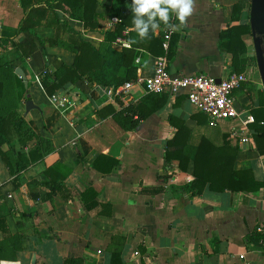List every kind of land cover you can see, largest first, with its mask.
<instances>
[{
  "label": "crops",
  "instance_id": "obj_1",
  "mask_svg": "<svg viewBox=\"0 0 264 264\" xmlns=\"http://www.w3.org/2000/svg\"><path fill=\"white\" fill-rule=\"evenodd\" d=\"M236 1L195 0L187 23L180 25L172 14L170 23L177 26L175 31L163 23L152 31L167 45L171 35H176L167 58L170 72H204L219 77L232 69L227 40L218 33L225 24L246 21V6L237 21L231 19ZM28 3L35 8L27 20L30 30L17 32ZM131 3L94 0L92 12L98 16L91 27L75 17V4L63 0H22V5L21 0H0V34L9 36L0 43V55L22 68L29 96L39 106L26 112L23 108L21 115L52 146L17 172V184L14 173L0 158V212L5 224L0 241L8 253L10 234L17 235L19 245L11 257L0 256V262L31 264L34 256L32 264H109L110 247L119 245L123 238L120 264H264V185L254 191L204 187L193 194L185 187L192 178V161L189 159L182 170L176 158L164 157L166 140L176 130L169 122V115H173L188 129L187 142L203 135L218 144L224 135L236 148L233 166L250 168L256 179L264 181V153L256 151L250 122H241L258 104L257 90L262 88L256 74H246L244 81L250 88L240 83L233 89L238 117L215 124H209L206 116L204 122H197L199 111L182 94H168L130 129L115 121L113 111L137 104L148 93L135 79L148 75L155 58L166 55L167 47L162 43V52L156 54L135 47V77L126 80L132 81L128 87L118 86V91L116 86L123 82L102 85L83 78L66 81L51 96L41 88L38 77L45 65L54 69V59L70 64L74 51L68 44L73 39L101 46L104 31L112 30L119 20L115 10ZM111 16L117 20L111 22ZM131 28L134 25L121 30L125 39ZM48 38L55 42H47ZM113 40L112 47H124ZM27 145L19 148L15 143V148L25 153ZM110 158L115 163L110 164ZM55 162L68 172L46 195L49 185L33 184L31 179L49 178L43 170ZM58 172L59 168L54 169L52 175ZM29 188L37 193L36 198L31 197ZM113 234L122 238L115 236L111 242ZM67 257L75 261L65 260Z\"/></svg>",
  "mask_w": 264,
  "mask_h": 264
},
{
  "label": "trees",
  "instance_id": "obj_2",
  "mask_svg": "<svg viewBox=\"0 0 264 264\" xmlns=\"http://www.w3.org/2000/svg\"><path fill=\"white\" fill-rule=\"evenodd\" d=\"M63 1L70 5L75 4L77 8V14L74 13L75 17L80 18L84 25L91 27L96 25L95 19L98 15L92 12L94 0H74L73 3L70 0ZM55 3L60 4L59 1ZM244 6H246L244 0H237L232 4V20H238L240 10ZM34 9L31 4H27V11L18 22L17 32L23 29L30 30L27 20ZM115 13L118 15L119 20L112 30L104 31L101 46L97 48L85 40L73 39V43L68 44L74 51V57L70 64H65L61 60L54 59L52 61L54 69L45 65L39 74L38 82L46 95H51L55 89L61 87L66 81H72L77 78H83L87 82L116 86L135 77V66L132 63L133 56L137 53L135 47H142L155 54L162 52V37L161 35L154 36L151 26L149 27L148 38L141 39L134 28H131L125 34L126 39L129 41V46H124L120 49L112 47L111 40L115 36L122 35L121 30L125 26H133L131 6L118 7ZM144 19L147 21V17ZM246 34H249L247 21L225 24L219 30V37L227 40L226 50L230 53L231 70L243 71L245 69L246 45L243 37ZM8 38L9 36L0 34V43ZM175 38L176 35L172 34L169 39L165 52L167 58L173 52L172 47ZM46 40L49 43L55 42L51 38ZM42 54L43 56L45 55L44 49H42ZM14 66H17L15 61L4 59L0 55V158L4 165L14 173V184H17V172L21 168H24L27 163H32L41 158L52 146L48 144L49 141L46 137L37 135L27 125L21 113L19 114L16 109L17 99L19 97L24 99V94L27 90L26 86H23L21 78L13 72ZM242 83L248 84L245 81H242ZM249 84L247 85V89L250 88ZM167 95L168 92L166 91H148L143 96V100H140L137 104H127L120 110L113 111L112 116L122 128L130 129L139 119L154 110L156 106L162 104ZM155 97L158 98L157 101ZM146 98L149 101H144ZM257 98L258 104L250 109L253 120L249 125L256 151L262 154L264 153V90H257ZM145 106L148 107L147 110L143 109ZM134 112L137 113L135 118L132 117ZM198 116L197 122L205 121V115L202 112H198ZM169 122L176 127V130L172 137L166 140L164 157L166 160L176 158L178 166L182 170L185 169L189 159L192 161V178L185 184V187L189 188L193 194H199L204 187L214 191L225 189L230 191H254L264 185L263 180L256 179L253 176L250 168H235L233 166L236 148L229 144L224 135H222V140L218 144L213 143L203 135H200L194 142H187L188 129L184 126L183 121L173 115H169ZM15 143H17L19 148L25 144H29L27 145V151L24 153L21 149L16 150ZM2 145L5 146L2 147ZM110 160V164L115 163L113 158H110ZM108 167L102 169L108 170ZM57 168H59V172L54 177L52 171ZM67 172V167H63L60 163L55 162L43 170V173L49 178L42 181L32 178L31 183L49 185V193H46V195H49L54 190V182L57 184V181H61ZM30 195L33 199L37 197V193L31 189ZM0 229L5 230L3 214L1 212ZM115 236L114 234L110 236L111 242ZM116 238L120 240L122 237L116 236ZM122 240L123 238L119 241V245L110 247L109 264H120L119 254L121 252L120 245ZM16 241L17 235L10 234L8 236V242L11 245L9 253L4 250V243L0 241V256L7 255L11 257V253L19 247ZM14 242L15 246H12ZM67 258L65 260H69L70 262L75 261L73 257Z\"/></svg>",
  "mask_w": 264,
  "mask_h": 264
},
{
  "label": "built area",
  "instance_id": "obj_3",
  "mask_svg": "<svg viewBox=\"0 0 264 264\" xmlns=\"http://www.w3.org/2000/svg\"><path fill=\"white\" fill-rule=\"evenodd\" d=\"M116 20L117 17H110L111 22ZM113 41L121 46H128V41L123 37V34L115 36ZM162 46L167 47L166 41L162 42ZM245 79V71L234 70H229L223 76H219L218 81H215V76L204 72L172 73L168 70L167 57L163 54L155 58L152 70L148 75L137 76L135 81L141 83L143 88L149 92L166 91L170 95L182 94L194 110L205 114L209 124H215L219 120L238 117L232 92ZM131 83L132 81H125L117 85L116 90L120 89L118 86L126 88ZM261 88L264 90V86L261 85ZM52 100L55 98L53 97ZM60 101L58 98V103L62 105ZM252 120V115L246 113L241 122L245 124ZM241 139L244 140L245 137H241ZM0 264L13 263L7 261L6 263L0 262Z\"/></svg>",
  "mask_w": 264,
  "mask_h": 264
},
{
  "label": "clouds",
  "instance_id": "obj_4",
  "mask_svg": "<svg viewBox=\"0 0 264 264\" xmlns=\"http://www.w3.org/2000/svg\"><path fill=\"white\" fill-rule=\"evenodd\" d=\"M194 9L195 0H132L134 30L141 39L148 38L150 26L155 32L159 29L160 23H163L166 29L175 31L177 26L170 23L172 14L180 25H184L193 15Z\"/></svg>",
  "mask_w": 264,
  "mask_h": 264
},
{
  "label": "water",
  "instance_id": "obj_5",
  "mask_svg": "<svg viewBox=\"0 0 264 264\" xmlns=\"http://www.w3.org/2000/svg\"><path fill=\"white\" fill-rule=\"evenodd\" d=\"M247 24L249 28L250 40L252 44L254 63L260 84L264 86V0H248ZM14 73L21 78L23 86H26V80L23 70L20 66H14ZM219 77H215L218 81ZM29 94L25 93L23 100L24 112L30 108L39 109V106L32 102ZM34 256L31 259V264Z\"/></svg>",
  "mask_w": 264,
  "mask_h": 264
},
{
  "label": "rangeland",
  "instance_id": "obj_6",
  "mask_svg": "<svg viewBox=\"0 0 264 264\" xmlns=\"http://www.w3.org/2000/svg\"><path fill=\"white\" fill-rule=\"evenodd\" d=\"M245 2L247 3L246 8H248V0H245ZM245 20L247 21V9H246V16H245ZM244 41H245V57H246V66H245V72L247 74L248 77L251 76V74H257L256 72V67H255V63H254V56H253V50H252V44H251V40H250V36L248 34L244 35ZM26 93L29 94V88H26ZM35 90V89H34ZM40 97H42V95H39ZM23 100L21 98L20 101H18L17 105H16V109L18 111V113L20 114L23 110Z\"/></svg>",
  "mask_w": 264,
  "mask_h": 264
}]
</instances>
